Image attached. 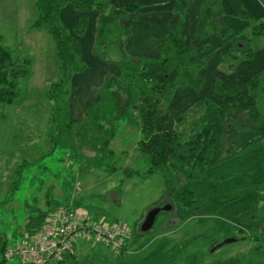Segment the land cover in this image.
Here are the masks:
<instances>
[{
  "label": "rangeland",
  "instance_id": "1",
  "mask_svg": "<svg viewBox=\"0 0 264 264\" xmlns=\"http://www.w3.org/2000/svg\"><path fill=\"white\" fill-rule=\"evenodd\" d=\"M19 2L25 0H16ZM30 4L32 0L19 6L16 33L8 31L6 21H0L3 43L13 59L30 62L29 76L19 82V100L12 106L0 104V245L2 241L7 247L20 242L17 233L27 213L35 208L47 212L55 200L75 202L89 217L118 222L129 232L118 255L103 245L78 243L74 257L62 264H264V140L216 164L212 163L215 152L209 150L208 165L196 180L182 181L172 170L147 178H125L121 170L142 173L148 167L145 157L135 151L138 98L118 91L116 83L110 88L114 92H103L108 77L126 85L129 78L125 74L144 68H154L173 80L185 61L192 62L189 70L199 83L173 90L168 101L171 114L192 110L206 99L224 104L230 99L225 93L229 80L237 83L246 70V65L234 63L235 52L226 43L227 37L208 34L193 45L194 29L190 35L185 33L182 51H165L164 39H152L149 48H130L122 23L130 16L108 26L99 39L98 12L92 10L86 31L78 38L86 68L73 74L67 84L66 112L51 117L54 104L44 93L59 73L46 28L29 30L28 23L36 18ZM79 15L71 5L61 9V21L69 32L76 27ZM193 47L206 49L190 56L187 52ZM200 58L199 66L195 61ZM133 88L145 86L134 81ZM260 97L257 104L264 117V96ZM63 99H58L59 106ZM87 111L91 114L85 119ZM200 114L201 109L187 114L179 128L184 138ZM85 120L88 126L84 128ZM99 124L103 133L96 131ZM105 133L110 137H104ZM21 162L25 164L19 168ZM9 181L16 182L12 191ZM188 191L193 193V202L181 206V194ZM166 206L171 210L161 211L153 228L140 232L146 213ZM226 239L235 241L225 243ZM0 264H9L1 261V254Z\"/></svg>",
  "mask_w": 264,
  "mask_h": 264
},
{
  "label": "trees",
  "instance_id": "2",
  "mask_svg": "<svg viewBox=\"0 0 264 264\" xmlns=\"http://www.w3.org/2000/svg\"><path fill=\"white\" fill-rule=\"evenodd\" d=\"M33 1L37 16L31 24V28H46L54 47V56L59 73L58 79L51 82L44 93L46 100L54 104L51 108V117H53L55 112H66V107L63 104L66 106V98L69 95L67 84L73 74L80 73L86 68L81 60L78 38L83 36L86 31L87 14L92 10L98 12L97 37L100 39L108 26L125 18L132 9H135V6L115 10L108 7L106 0ZM192 1L178 0L176 11L183 17ZM220 3L221 0H207L200 7L192 38L193 45H196L210 33L223 39L228 36L229 28L223 22V11L220 8ZM66 5H71L80 14L78 23L72 33L68 31L60 18V11ZM183 27L184 22L181 20L166 36L162 42L165 51L174 53L184 50L185 44L181 34ZM251 31L252 38L264 37V19L254 23L251 26ZM239 44L243 46L240 47ZM205 49L203 47H193L187 54L197 56ZM231 49L236 53L234 55L235 62L249 60L253 56L252 49L249 48V40L241 34L234 37ZM238 54L239 57H237ZM195 62L200 66L202 58ZM29 63L28 59L21 62L14 60L11 52L3 43V37L0 35L1 105L5 107L12 106L19 100L21 96L19 82L29 76ZM181 63H184L183 68L170 81L168 80L169 75H159L154 68H144L135 73L125 74L129 78L126 85H123L122 82L120 84L114 77H108L109 84L107 83L104 86V94L114 92L110 88L113 83H116L118 91H124L127 97L132 99L138 98L135 109L138 117L139 139L135 151L140 156L145 157L148 167L142 173L129 169L121 170L125 178L134 175L147 178L160 171L172 170L180 176L182 181L196 180L201 177L208 165L206 154L209 150L215 152L212 163L216 164L224 158L242 152L246 147L264 140V117L256 106L235 101L217 104L209 99L198 102L193 108L201 109V114L190 124L191 132L184 138L179 128L185 122L187 114L193 109L174 116L168 109V101L175 88H182L186 85L195 87L199 81L191 75L189 70V64L192 62L183 61ZM134 81L139 82L143 88L145 86V89L135 90L133 88ZM245 85L254 95L255 88L258 85V76L248 78ZM239 91V87L234 85L228 87L225 93L229 97H233L238 95ZM63 97L61 103L63 107H61L57 104V101ZM90 111L85 113V119L90 118ZM2 116L4 117V115ZM87 124V120H85L82 126L85 128L88 126ZM102 129L103 127L100 125V128L96 131L103 133ZM105 136L110 137L108 133H105ZM21 163L23 164L19 168L25 164V162ZM14 183L16 182L10 184L11 190L9 191H12ZM187 193L188 195H186ZM192 195L193 193L190 191L181 194V206L192 203ZM67 202H56L54 200L51 204L53 208L47 212L36 208L32 209L22 226L20 237H31L40 229L50 212L68 204ZM72 205L78 207L75 202ZM6 247V241H2L0 254L3 253Z\"/></svg>",
  "mask_w": 264,
  "mask_h": 264
},
{
  "label": "crops",
  "instance_id": "3",
  "mask_svg": "<svg viewBox=\"0 0 264 264\" xmlns=\"http://www.w3.org/2000/svg\"><path fill=\"white\" fill-rule=\"evenodd\" d=\"M4 1L5 0H3L0 4V21H6L10 26V30L8 31L16 33V16L19 14V6H25V2H29V0H25L23 3L19 2L18 4H16V0ZM177 1L178 0H106L108 7L115 10L122 9L127 6H135V9H132V11L127 14V16H130V20H124L122 23L124 24L125 33L129 36L127 38L128 46L130 48L133 47L142 49L149 48L148 44L152 39H165L170 31H172L181 20L184 22L181 34L185 44V33L187 32L189 35L193 33L200 7L207 0H193L183 17L176 11ZM30 7H32L33 12L35 11L36 13L33 0L32 4L29 5V8ZM220 8L223 11V22L229 28V34L227 39H225L226 43L232 45L234 37L237 34H241L245 39L249 40V48L252 49L253 52L251 59L234 62L237 66L246 65V70L245 74L242 76V80H237V83L233 82L232 79L229 80L226 89L234 85H237L240 89L238 95L229 97V101L256 106L261 112V108L257 103L258 99L261 98L260 96H264V37L252 38L251 26L256 22H259V20L264 19V2H262V0H221ZM94 11H90L87 14V24H89L91 14ZM77 15H79V12H77ZM98 16L99 14L97 17ZM97 17L95 15L92 16L94 22H96ZM132 17H135L136 19L131 21ZM28 22L29 19L26 23ZM32 23H28V25ZM29 30H33L31 25L29 26ZM136 33H141L142 35L139 37ZM134 34L136 35L134 36ZM0 35L3 37L2 34ZM139 41H141V44H137ZM239 46L242 47L243 45L239 44ZM91 50H93L92 47L90 48V51ZM235 54L236 53H234V55ZM153 58L156 57L153 56ZM253 76H258V85L255 88L254 95H252L245 85L246 80ZM11 183L12 182H10L9 185ZM21 231L22 230L20 229L17 233L19 238H21ZM1 261H4L2 255Z\"/></svg>",
  "mask_w": 264,
  "mask_h": 264
},
{
  "label": "built area",
  "instance_id": "4",
  "mask_svg": "<svg viewBox=\"0 0 264 264\" xmlns=\"http://www.w3.org/2000/svg\"><path fill=\"white\" fill-rule=\"evenodd\" d=\"M6 247L2 258L9 264H61L75 254L78 243L103 245L120 254L129 240V232L118 222L107 223L89 217L71 203L50 212L31 237L21 238Z\"/></svg>",
  "mask_w": 264,
  "mask_h": 264
},
{
  "label": "water",
  "instance_id": "5",
  "mask_svg": "<svg viewBox=\"0 0 264 264\" xmlns=\"http://www.w3.org/2000/svg\"><path fill=\"white\" fill-rule=\"evenodd\" d=\"M170 208L169 207H164V208H161V207H155V208H152L151 210H149L145 217H144V220L143 222L141 223L140 225V232L142 233H146L148 232L149 230H151L154 226V222L156 220V217L157 215L161 212V210H169ZM235 241L234 239H226L225 240V243H229V242H233Z\"/></svg>",
  "mask_w": 264,
  "mask_h": 264
},
{
  "label": "flooded vegetation",
  "instance_id": "6",
  "mask_svg": "<svg viewBox=\"0 0 264 264\" xmlns=\"http://www.w3.org/2000/svg\"><path fill=\"white\" fill-rule=\"evenodd\" d=\"M162 208V207H161ZM171 210V208L169 209V211ZM161 211H164V210H161ZM141 225V224H140ZM139 228H140V226H139Z\"/></svg>",
  "mask_w": 264,
  "mask_h": 264
}]
</instances>
